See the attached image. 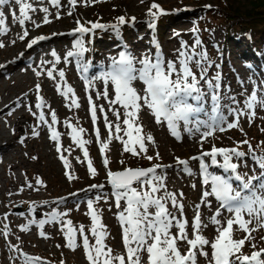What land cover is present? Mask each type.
I'll return each instance as SVG.
<instances>
[{"label":"snow or ice","instance_id":"1","mask_svg":"<svg viewBox=\"0 0 264 264\" xmlns=\"http://www.w3.org/2000/svg\"><path fill=\"white\" fill-rule=\"evenodd\" d=\"M102 0H85L88 3H98ZM8 0H0V8L6 5ZM19 5V17L16 12H12L13 19H18L21 27L26 21H31L30 12H36V8L25 0H15ZM52 6L59 8L60 0H50ZM78 0H68V4L74 9ZM143 3V0H141ZM205 7L210 8L211 5ZM43 12V23L49 24L51 20L49 9L41 7ZM168 13L162 6L153 0L150 4L147 15L151 18L149 26L156 27L159 17ZM68 15H72L69 11ZM56 18L60 15L57 12ZM35 27L41 25L31 21ZM129 22L135 23V17L126 19L124 16L117 18L116 23L106 25L100 22H86L81 24L76 21V28L73 34L78 33L80 38L76 39L73 45L74 50H69L64 57L65 62L69 58H76L77 69L83 74L90 70V62L84 61V54L89 50L84 41V37L93 34L95 30H106L108 28L119 32L121 26ZM5 13L0 10V35L6 34ZM193 32L198 29L193 28ZM179 35V33H176ZM29 36L27 30L19 36L24 40ZM45 36H38L30 40L28 48H32L39 41L45 40ZM15 41H13V44ZM5 45L0 42V48ZM197 49H201L197 51ZM178 55L175 60L165 61L162 56H152L148 53L140 57L135 56L130 50L121 51L118 57H111L106 70L102 68L93 78H87V86L91 87L94 80L102 82V91L97 93V98L108 101L109 109L115 116V121H109L104 107L99 106V111L105 113L103 116L105 127L108 130L107 140L100 139V131L97 128L95 135L100 144V152L103 155L109 148L113 139L123 145V152L130 153L133 157H143L148 161L160 160L159 152L155 156L148 155V144L154 143L151 134L143 132V125L138 123L139 113L142 109L150 110L157 124L165 123L178 141L181 139L179 126L182 122L185 130L192 132L190 124H195V130L200 132L201 145L204 140L214 137L216 131L224 132L226 129L240 128V118L247 117L249 124L256 117L258 108H264V94H261L254 86L250 93L245 89L241 95L244 100L238 101L235 97H230L235 107L228 109V114L234 116V120L229 122L227 117L220 111L221 96L220 75L213 79H206L207 70L210 65H206L208 60L207 52L202 50V42L197 37L192 46L181 41V47L177 50ZM55 58V64L61 62V57L55 51L51 53ZM195 68L199 69V76ZM0 67H4L0 65ZM55 67L47 70L46 75L50 79H55L53 75ZM41 71H36L39 77ZM60 80H64L65 72L59 70ZM200 81L207 84L209 92H205L200 87ZM243 85V81H241ZM255 85V81H253ZM57 92L66 100L70 98L69 107L79 108L80 104L72 87L57 85ZM37 103L35 107L40 109L39 121L48 124L50 138L57 142L56 151H61L59 144L60 133L55 129L58 123L57 113L53 110L50 113L51 123L45 119L43 108L45 102L39 96L40 85H36ZM208 97V100L205 99ZM195 103H190L189 101ZM211 102V113L207 120L197 119L196 116L204 112V104ZM90 105L91 120L93 125L97 123V105L93 103L92 97H88ZM119 106L117 108L116 106ZM122 109V111H121ZM31 111V108H29ZM35 115V113H33ZM11 115V112L9 113ZM123 119L121 121V117ZM66 127L70 129L71 140L83 151L84 161H87L88 172L94 177L97 174L89 152L85 145L90 141L83 139L82 134L85 129L76 127L72 123L65 121ZM226 124V128L223 126ZM243 132V129L240 128ZM264 131V129H262ZM123 133V135H121ZM37 134L38 133H34ZM127 137V139H124ZM247 145L248 151L240 150ZM253 148L249 140L245 139L235 147H216L212 145L209 151H201L199 156L191 157L192 160L199 161L200 175L202 177L201 203L195 206L194 217L189 231V221L184 215L185 207L182 203L183 193L169 191L166 184V175L158 172L159 169L170 167L159 163L151 167H124L120 171H112L108 168L110 161L104 158L103 164L107 170V183L110 185L114 197L115 207L119 209L117 219L121 227V239L123 252L114 253L113 249L106 243L109 233L106 225L102 222L101 211L94 206V200L100 201L106 198L96 195L94 200H87V215L90 217L91 226L87 230L91 235L86 234L84 225L75 226L71 219H64L68 212H59L53 209L45 214L44 219L39 221L32 219L29 225L22 226L20 231L27 232L29 226L36 224L43 229L46 224L59 223L62 225L61 231L66 240V246L75 251L77 247V237L81 238V244L88 264H200L203 258L206 264H264V234L257 237L254 233H264V142ZM251 155L255 163L252 175L241 172L240 161ZM205 157L210 163L205 161ZM221 158V159H218ZM65 169L71 167L68 159L61 154ZM78 162H83L77 157ZM124 162L121 161V164ZM176 164L183 166L182 171L187 175H192L187 160L176 158ZM245 162V167H246ZM210 167L221 169L227 175L216 174L210 171ZM256 168L259 171H256ZM69 181L77 179L74 174L66 172ZM36 183L43 186V182L37 178ZM28 187H33L29 184ZM93 189H102L104 185H91ZM192 187H196L193 185ZM216 202V210L209 217V223L214 226V236L209 239L204 235V229L208 227L200 212L201 204L211 208L212 201ZM54 201L53 203H62ZM44 203H48L45 201ZM35 205H33V210ZM224 212L228 215L225 216ZM7 217H5L6 219ZM175 229V231H173ZM242 236L237 238L236 234ZM3 236L9 235L8 225H4ZM41 237L47 238L44 231H40ZM246 245L252 249L245 252ZM13 252L19 253L22 257V264H45L39 256H32L23 252L18 245H9ZM15 264V260L13 261Z\"/></svg>","mask_w":264,"mask_h":264},{"label":"rangeland","instance_id":"2","mask_svg":"<svg viewBox=\"0 0 264 264\" xmlns=\"http://www.w3.org/2000/svg\"><path fill=\"white\" fill-rule=\"evenodd\" d=\"M84 1L85 0H78L77 6L74 9L68 4V0H60V7L59 8L52 6L55 9V13H53L54 16L52 15L51 20L54 19V21L57 23V25H55L56 29H59L60 31L65 30L67 33H69V32L73 33V30L77 26V24H76L77 20H79L81 22V24H85L86 22H97L98 21V22L106 24V25H112V24L116 23L117 18L120 16H124V17H126V19H130L131 15H134L137 12L142 13V15L145 17H143L141 25L145 29L149 30L148 34H147V38H146L147 41L150 42V45H151L150 48L152 50L151 52H149V54L152 56H156V53H157V55L159 54L160 56H162L165 61L170 60V59L175 60L177 58V55H178V54L177 55L171 54V52H170L171 47L169 44H166V41L168 40L167 38L170 37L168 34H166V32L168 31L167 30L168 29L167 24H169L170 21L175 20V14H181L182 12L192 14V17H193L192 22L189 23L188 25H186V29H190L189 30L190 35L186 34V36L177 37V39L173 41L174 44H172V47L179 49L181 47V41H184L189 46H192L194 44L195 39L197 37H199V39L202 42V50L207 52L208 60L205 63H206V65H210V67H208V70H207L206 79H213V82L215 83L216 81L214 80V77L217 74L220 75V80H219V83H220V89L219 90L220 91L219 92L222 93V95H221V105L222 106H221L220 111L223 115H225L227 117V120L229 122L234 120V116L228 114V109L230 107H235V105L232 104L230 97H234L236 95V96H238L237 97L238 99L236 98V100L242 102L245 97H244V95H241V93L244 92L245 89L247 90V93H250L253 90L254 86L258 89V91L261 94H264V61H263V64L261 63V59H264V52L260 50L261 48H262V50H264V36L259 37L260 45L257 47L259 54L257 56H253L254 53H252L250 51V47H249L250 43L247 40V37H248L247 35H245V36L241 35L239 37L233 36V37L228 38L226 36V33H224L225 30H224L223 25L218 27V28L212 29V26H210L207 23L202 24L201 20H199L201 15L206 14V13H204L206 11L207 12H210V11L211 12H218L220 9L219 7L221 6L219 3V0H155V2L160 4L162 6V8L165 9V11L168 14L159 17V19L156 21V27L154 29L149 26L151 18L147 15V13L145 14L146 8L144 7V10L141 11V8L139 7L140 0H102V2L88 3L87 5ZM145 1L147 3L148 8H149V6L153 2V0H145ZM235 1H238L241 4V6L246 4L245 0H235ZM206 5H211V7L210 8L205 7ZM59 9H62V10H59ZM71 9H73V10H71ZM69 11L72 12V15H68ZM57 12L60 15L59 19L56 18ZM186 16L188 17V15H186ZM171 17H172V20H170ZM131 25H132V23L129 22L128 24L121 26L119 32H116L111 28H108L106 30L97 29V30H95V32L93 34H89V35L85 36L83 39L86 40V42H87L86 47L89 50L87 51L86 56L83 57L84 61L90 62L91 65L95 64V62L93 60L97 61L98 52L102 53V55H104V53H105L104 49L107 47V44L113 45V44H116L118 42V43H123L125 45L131 46L130 43H132L133 36L128 32V29L125 28V27H130ZM197 25H199L201 27H198ZM193 28L198 29V31L193 32L192 31ZM76 37L80 38L79 34H77ZM100 37H101V39L98 41V38H100ZM186 37H187V39L185 41ZM96 38H97L98 42L94 44V41L96 40ZM243 42H244V44H243ZM138 46L139 47L137 48L135 55L136 54L138 55L139 51L141 53V48H140L141 45H138ZM244 47L247 48L246 49L247 55L241 59V57H243V54L241 53V51L244 49ZM107 48L110 49V47H107ZM200 50L201 49H197V51H200ZM244 59H245L246 63H245V61L241 62V60H244ZM98 61H101L103 63H107V60H105L103 56H101ZM56 66H57L56 67L57 70H58V68H59V70H63L64 72L66 71V68L68 70V67H66L67 63L66 64L59 63ZM193 68H194V71H196L197 75L199 76L200 70L196 69L194 65H193ZM234 70H235V75L238 73L236 76L239 78L238 80H239L240 85H237V81L235 79H232L231 77H229V72H233ZM78 72L80 75H78ZM78 72H77V74H75L73 71H71L70 73H72V75L65 77L64 80H62L60 82L61 86L72 87L75 94H76L77 99L79 98L78 100L83 104H86L85 102H87L88 97L92 95L91 96L92 101L94 100L93 103H98V104L100 103V105H101L102 104L101 102L104 101L105 99L99 98V100H98V98H96L98 91H100V90L102 91V88H103L101 81L95 80L93 82V84L91 85V87H88L87 92H85L82 89V83H81L82 78H84V77L93 78L97 75L96 73H94L95 71L93 70V68H92V70H89L90 73L93 72V74L91 76H90L89 72L87 74H83L80 71H78ZM97 72L99 73V71H97ZM77 75H78V77H77ZM73 80H74V82H73ZM241 81H243V85L241 84ZM253 81H255V85L253 84ZM200 82H201L200 83L201 85L203 84L202 87H205L204 88L205 92H209L210 90L208 89L207 84H205L204 81H200ZM26 87H28V86H26ZM28 88H32V86H29ZM229 89L233 90L231 92V94L229 93ZM42 90L43 91H41V89H40V91H39L40 95L42 94V96H46V95H43L44 92L46 91V88H42ZM41 92H43V93H41ZM34 93H35V95H37V91L34 90ZM46 94L50 95L48 93V91ZM46 99H47V102H49L48 96L46 97ZM205 99L208 100V97H205ZM95 101H97V102H95ZM57 103H58V101H57ZM67 104H68L67 100L64 97H60L58 106L52 107L53 110L57 113V116L59 115V118H61L59 120L61 122L68 120V122L72 123L76 127L84 128L86 126L84 128L86 133L84 132L82 134L83 139L86 140L87 138H89L90 140L94 141V135L91 134V130H90V132L88 130L89 124L86 121V119H88L86 117V115L76 112V109L74 110L73 107H71L72 109L71 108L67 109V106L69 105V104L68 105ZM205 104H204V106H205ZM210 105H211V102L209 100V106L207 107L209 111H211ZM116 107L119 108L118 105ZM258 109L256 112V117L253 119L251 124H249L247 117H241L240 118V122H239L240 128L243 129V132L240 131V128L226 129L224 132L216 131L215 136L209 137L207 140H204L202 145L200 143L201 135H199L196 140L193 137H191L190 139L187 137L185 138L184 135L186 133V130H185V128H182L180 125L179 131H180L181 139L178 141L174 136H172V134L169 131H167V129L165 128L164 125H162L161 123L157 124L155 122V119L152 116L150 110H148L147 108H144L139 113V120L140 121H138V123H140V124L142 123L143 132L145 134H151L153 137L155 135V138L157 140H159V139L161 140L160 142H158L155 139L156 144L154 142V144H148L147 145L148 155L155 156L156 153L159 152L160 157H161L160 160L162 161V163L166 162V164L169 165L170 167L174 166L176 168L175 171L170 170L169 173H170V176H172V177H170V180H166V182H167L166 184H167V188L169 191H173L176 193H181V192L183 193L182 203L184 204V207H185L184 215L189 221V228H191V222H192L193 217H194V210H195L194 208L197 204H200V202H201V199H199V197H200L201 191H202V185L200 182V177H201L200 171L199 172L197 171L196 174L193 172L195 170L194 165H193L194 160H192L191 157L199 156L201 151H209L212 145H215L216 147H225V148L235 147L237 145V143H239L245 139L249 140L250 143L252 144L253 148L257 149V154H260V149L257 148V145L260 144L261 142H264V131H262V129H264V108H258ZM121 111H122V109H121ZM144 115H146L147 120L149 119L148 121H150V127L149 128H146V122L143 119L145 117ZM202 116L203 115L198 114L196 116V118L200 119V120H203V119L207 120L209 114L205 118L204 117L202 118ZM101 117L102 116L100 115L99 118H101ZM99 118H98L96 124L98 126V129L100 128L99 129L100 138L102 140L106 141L108 138V130L105 129L106 128L105 124H103L101 122V119H99ZM122 119H123V116L121 117V121H122ZM151 119L153 122L151 121ZM33 120L34 119H32V118L29 119L28 124L30 125L31 121H33ZM111 120L115 121V119L114 120L109 119V121H111ZM83 124H85V125H83ZM195 126L196 125L194 123L188 125V127H191V128H193ZM223 126L226 128V124ZM101 129H103V130H101ZM150 129L152 130V132ZM155 129H157V130H155ZM29 132L31 133L32 131L30 130ZM121 135H123V133H121ZM159 137H162V138H159ZM124 139H127V137H124ZM113 140L110 143L111 145H114V148L112 147V149L114 151L109 152L111 154H109L107 152V154L102 155L101 152L99 151V147L97 145H95L96 143L92 144L93 143L92 142L91 143L92 145H88V146L85 145V147L87 146L86 148L89 152V158L91 159L92 164L95 163L94 168L97 169L96 171L98 172V174L93 179L91 177H89L90 173H88V168L86 167L87 162L84 161L83 163L85 166L84 165L83 166L85 167L86 170L84 171V173L82 175H85V177L83 176L84 179L82 178V180H81V182H79V184H74L73 180H72V182H68V180H64V178H62V170H59L58 168H56V165H51V164L48 165V163H50L49 158H47V156L45 154V152H46L45 147H43V145L41 144V141H39V139L37 141L33 142V141H30V138H29L28 142L26 141V143L23 145L22 148H24V147L26 148L24 150L26 153H28V152L30 154L35 153L36 157L39 156L38 157L40 160L39 167L36 168L37 170L30 168L31 171L29 172V174L31 176L36 175V178L40 179L43 182L44 186H47V192H46V194H43L42 197L43 196L44 197H53V196L56 197V196H58L59 198L63 199L68 194H69L68 197H71L70 193L75 192V191L77 192L80 189H83L84 187H86V189H90L91 188L90 186L94 185V184L95 185H104L105 188H103L101 191L106 192V194L102 195V197L106 198V202H105V199L102 198L99 202H97L95 207L97 209L99 208L98 210H101L102 222L104 225H106L107 231H109L108 233H109L110 238L109 237L107 238L106 243L109 246H111L112 248L115 247L116 249L118 248V250L120 249L119 251L121 253L122 249H123V246L121 244L122 242L120 240V238H121V227H117V225H116L117 222H119L117 219V214L119 212V209H116L115 207L112 206V202H113V197H111L112 196L111 195L112 189H111L110 185H108V183H107V170L108 169H105L104 164H103V160L105 157H107V159H109L110 163H109L108 168L110 170L113 169L112 171H120L124 167L147 168V166L151 167L153 164L159 163V160L157 161L154 159L153 161L150 162L147 159L143 158L142 156L141 157H133L131 154L123 152V145L119 141L117 142V140H115V139H113ZM155 148H157L158 150H155ZM169 148H170V150H169ZM109 149H110V147H109ZM240 150L247 152L248 151L247 145L242 146ZM82 156H83V151H82ZM177 157H179L180 159H183V160H187L189 162V167L193 173L192 175H188V176L185 175L186 173H184L182 171L183 166L176 164V158ZM218 159H221V158H218ZM121 161H123L124 163L121 164ZM205 161L208 162L207 157H205ZM245 162L247 165L246 167H245ZM240 163H241V167H243V168H240L239 170L241 172H247L249 175H252V170H253V168H255V163L251 159V155H248L245 158H243L242 161H240ZM159 164H161V163H159ZM256 171L258 172L259 169L256 168ZM1 172L2 171L0 168V173ZM16 172H17L16 174H19L18 171H16ZM158 172H159V170H158ZM214 172L216 174L224 175V173L219 172L218 170H216ZM53 173L56 174V176ZM172 180L173 181L175 180V181L173 182ZM66 182H67V184H66ZM73 185H74V187H73ZM193 185H196V187L195 188L192 187ZM171 188H174V189H171ZM74 189H75V191H74ZM51 194L53 196H51ZM65 201L68 202V203H66V209H67L66 211L68 212V216L65 218L68 219L70 217L69 219H71L73 221L74 225L76 222L75 226L84 225L85 230H86V234H88L90 236L89 238L92 239L90 233H88V231H87V229H89L91 226V220H90L89 216L87 215L88 209L86 210V208H82V207L80 209L78 208L79 210L75 209L74 197L70 198L69 200H65ZM213 202H215V201H213ZM28 203L29 202L26 203V202H22V201H16L14 203L9 204L5 201L4 197L0 195V212L4 211V213H6L8 216H10V215L16 216V215L21 214L22 211L27 208ZM215 206H217L216 202H215ZM68 209H69V211H68ZM215 209H216V207L214 209H212L211 211L210 210L205 211V213H203V214L201 212L204 222L206 224H208V227L206 229H204V235L209 239H211L214 236L211 234L212 231H211V228L209 227L211 225L209 223V217L215 212ZM70 210H72V211H70ZM224 215L227 216L228 213L224 212ZM79 216H80V218H79ZM72 217H74V218H72ZM5 224H7V223L4 222L3 225L0 224V264H13L14 260H15V264H22V262H21L22 257L19 256V253L13 252L8 245H18V244H22V243H24V244H27V243L23 239V236L17 237L15 235V233L12 232L14 230L13 229L14 226L12 227L9 224H7L9 235L7 236V238H5L2 234L4 231V225ZM43 230L46 231L47 233L51 232L54 237L59 234L58 228L55 227L54 223L45 225L44 228L42 229V231ZM173 231H175V229ZM62 234H63V232H62ZM213 234H215V233L213 232ZM262 234H264V233H254L253 235H255L257 237V241H259V236ZM236 236H237V238H239L240 236H242V234L238 233V234H236ZM63 237H64V235H63ZM2 238L5 240L6 244L4 242H2ZM64 238L59 237L55 242H53L51 240L47 241L46 243L49 246H51V248L48 246V249L43 248L44 246H46L45 245L46 243L41 242V240H38V241L36 240L37 242L35 240H33L32 243L28 244V245H30V247L27 249L26 248L27 246H26L24 249H25V251H27L26 252L27 254L32 255V256H39L42 258L43 261L50 262L53 264H88V261L86 260V257L84 254L83 247L81 246L82 245L81 244V238L79 236L77 237L78 246H77L75 251H73V250L70 251V249L65 245L66 241L63 242ZM17 239H19V240L17 241ZM56 249H57V251H56ZM77 249H78V251H80V254H77ZM251 250L252 249L250 248V246L246 245L245 252H250ZM28 251H29V253H28ZM200 264H206V261H204V259L201 258Z\"/></svg>","mask_w":264,"mask_h":264},{"label":"bare ground","instance_id":"3","mask_svg":"<svg viewBox=\"0 0 264 264\" xmlns=\"http://www.w3.org/2000/svg\"><path fill=\"white\" fill-rule=\"evenodd\" d=\"M25 2L31 3L37 9L36 12H30L29 15L31 17V21H35L36 23H39L41 25L39 28L35 27V24H33L31 21H26L25 25L23 27H21L20 24L18 23V19H13V17H12L13 11H15L17 17H19V5H17L15 3V0H8V3L4 6H2V8H0V10L4 11V13H5L6 25L8 27L7 33L0 35V42H2L5 45V47L0 48V65L4 66V67H0V168L2 171L0 173V195L3 196L5 201L9 204L14 203L16 201H22V202H26V203L29 202V203H28L27 208L25 210H23L21 214L16 215V216H11V215L8 216L6 213H4V211H1L0 212V224L3 225V223L5 222L12 227L14 226L13 227L14 230L12 232L15 233V235L17 237L23 236V239L25 240V242L27 244L22 243V244H18V246L23 252L26 253L27 251H25L24 248L27 246L26 248L28 249L30 247V245H28V244L32 243L33 240H35V241L41 240V242H44V243H46L47 241H50V240L55 242L59 237L64 238L63 237L64 234H62V231H61L62 225L59 223H54L55 227L58 228V231H59V234L56 235L55 237L53 236V234L51 232L47 233L46 231L43 230L45 232L47 238L41 237L39 235V233H40V231H42V229H40L36 224L30 225L29 230L27 232L20 231V228L22 226L29 225V221L32 219H35L37 221H39L40 219H44L45 214L50 213L53 209H56L59 212H65L67 210L66 209V203H68L65 200H69L72 197H74L75 209L79 210L82 207V208H86V210H87V200L88 199L94 200L96 195L102 196V195L106 194V192L101 191L103 188L96 190L93 188L86 189V187H84L83 189H80L77 192L74 189L75 192L70 193L71 197H68L69 196V194H68L63 199L59 198L58 196L55 197L52 194H51V196H53V197H44V196L42 197V195L46 194V192H47V186H44V184H43V186L37 184L36 183V180H37L36 175L31 176L29 174V172L31 171L30 168L37 170L36 168L39 167V162H40V160L38 158L39 156L36 157L35 153H31V154L29 152L26 153L24 151L26 148L25 147L22 148L23 145L26 143V141L28 142L29 138H30V141H33V142L37 141L38 139H39V141H41V144L43 145V147H45V150H46L45 154H46L47 158H49V161H50V163H48V165H50V164L56 165V168H58L59 170H62V178H64V180H68V182H72V180L69 181V179L66 175V172H68V173L74 174L77 177V179H73V181H74L73 183L79 184V182H81L82 178L84 179V177H85V175H82V174L84 173V171L86 169H85V167H84L85 165L83 163L84 158L82 156V149H80L76 144H74L72 142L71 135H70L71 130L66 127V125L64 123L65 121L61 122L59 120V119H61V118H59V115L57 116L58 123L54 127L61 134L60 140H59V144L61 146V151L59 153L56 151L57 142L53 141L50 138V130H49L48 124H45V123L39 121V119H38L39 112L41 110L37 109L35 107V105L38 101H37V95H35V93H34V90L36 91V85L37 84L40 85L41 91H43L42 88H46V91L43 94L46 96H42V94L40 95V93H39V95H40V97L43 98V100L45 102V107L43 108V111L45 113V119L49 123H51L50 113H51V111H53L52 107L58 106L59 98L62 97L61 95H59V93L56 90L57 85L58 84L61 85L60 82L62 80H60V78H59V75H58L59 68H58V70L56 69L57 64L54 63L55 58L51 55V53L53 51H55L57 53V55H59L61 57V62H60L61 64L67 63L66 67H68V70L65 67L66 68L65 77L71 76L72 75V73H70L71 71H73L75 74H77L78 69H77L76 58L75 57L69 58V62H65L64 57L66 56V53L69 50H73V45H74L75 39H78V37H76L77 36L76 34L73 35L71 33L70 34L67 33L65 30L60 31L59 29H56L55 25H57V23L54 21V19L51 20L53 13H55V9L52 7L50 0H25ZM41 7H47L49 9V13H51V15L49 16V19L51 20V23H49V24L43 23V16L45 14L43 12L39 11V9ZM139 7L141 8V11H143L144 7H145L146 8L145 14L147 13L148 6H147V3L145 0H143V3H141V0H140ZM59 10H62V9H59ZM71 10H73V9H71ZM186 15H188V17ZM131 17H135V23L134 24L132 23V25L130 27H125L126 29H128V32L133 36L132 43H130L131 46L125 45L123 43H118V42L116 44H113L111 49H108L107 48L108 46L107 47L105 46L106 48L104 49L105 50L104 55H102V53L98 52L99 53L98 59L95 62V65L93 66V70H95L94 73L98 74L97 71L100 72V70L102 68H104L106 70L107 65L110 62V58L111 57H118V54L121 51L130 50L135 55L137 48L139 47L138 45H141V47H140L141 53L139 51V54L135 55L137 57H140L144 53L149 54V52L152 51L150 48V46H151L150 42H148L146 39L149 30L145 29L141 25L142 19L145 16H143L142 13L137 12L134 15H131ZM192 18H193L192 14L185 13V12H182L181 14H175V20H172V17H171L170 20H172V21H170V23L167 24L168 27L166 26L168 28L167 29L168 31L166 32V34H168L170 36L167 38L168 40L166 41V44L170 45L171 49L170 48L169 49H170L171 54H173V55L178 54V52H177L178 49H176L175 47H172V44H174L173 41L176 40L177 37H179V36H186V34L190 35V31H189L190 29H186V25H188L189 23L192 22ZM24 30H27L29 32V36L22 41L19 39V36L23 34ZM176 33H179V35H176ZM38 36H45L46 39L43 41H39L32 48H28L27 44L30 42V40L33 38H36ZM100 39H101V37L98 38V41ZM186 39H187V37L185 38V41H186ZM13 41H15L14 44H13ZM84 41H85V45H86L87 42H86V40H84ZM98 41L96 38V40L94 41V44L97 43ZM156 55H157V53H156ZM101 56H103L104 59L107 60V63H103L101 61H98ZM53 65L55 67V71H53V75L56 78L50 79L47 77L46 72H47V70H52ZM36 71H41L42 74L38 77L36 75ZM92 74H93V72L90 73V76ZM78 75H80L79 72H78ZM78 75H77V77H78ZM236 75H235V70L233 72H229V77H231L232 79H235L237 81V85H240L239 80H238L239 78ZM73 82H74V80H73ZM25 85L28 87L32 86V88H28ZM202 86H203V84L202 85L200 84V87L202 89H204L205 87H202ZM47 91L51 96L46 94ZM204 91H205V89H204ZM232 91L233 90L229 89L230 94ZM41 93H43V92H41ZM219 94H220V96L222 95V93H220V92H219ZM47 96L49 98L48 100L50 103L47 102V99H46ZM234 97L237 98L238 96L235 95ZM68 100H67V103L70 104V98ZM57 101H58V103H57ZM78 102L80 104V107L79 108L73 107V109L74 110L76 109V112H78V113H82V114L86 115V117L88 118V119H86V121L89 124L88 130H89V132L91 130V134L94 135V141L90 140L89 138L86 137L87 138L86 140L90 141V143L87 144V146L96 143L95 145H97L99 147V151H100V144L97 143V139H96V135H95V130L98 128V126H97V124L93 125V123H92L89 102H88V100H87V102H85L86 104L81 103L79 100H78ZM95 102H97V101H95ZM189 102L192 103L193 101L190 100ZM101 103H102L101 105L105 109V113L107 114L108 119H113V120L116 119L115 116L113 115V113L111 111H108V109H109L108 101L104 100ZM95 104L97 105V120L101 115L102 117L99 119H101V122L103 124H105L104 119H103V116L105 113H101L99 111V106H101L100 103L99 104L95 103ZM29 108H31V111H29ZM68 108H71V107L67 106V109ZM10 112H11V115H9ZM209 112L210 111L208 110V108L207 109L205 108L204 112H202L200 114L203 115L202 118L203 117L205 118L209 114ZM33 113H35V115ZM144 116L145 117L143 119L146 122V128H149L150 127V121H148L149 119L147 120L146 115H144ZM31 118L34 120L31 121L32 124L30 123V125H29L28 121ZM66 121H68V120H66ZM151 121H152V119H151ZM83 125H85V124H83ZM180 125L182 128H185V126L183 125L182 122L180 123ZM195 128H196V126L192 128L193 129L192 132L186 131L184 137L185 138L187 137L189 139L191 137H193L196 140L198 138V136L201 135V132L205 130V129L201 128L200 132H197L195 130ZM30 130L32 131L31 133L29 132ZM101 130H103V129H101ZM155 130H157V129H155ZM151 132H152V130H151ZM34 133H38V135L34 134ZM153 138H154V142H155V139H156L155 135ZM159 138H162V137H159ZM157 141L160 142L161 140L159 139ZM155 144H156V142H155ZM109 147H110V149L108 148L109 150L107 149L104 154H107V152L109 153L110 151L111 152L114 151L112 149V147L114 148V145L110 144ZM155 150H158V149L155 148ZM169 150H170V148H169ZM61 154H63L68 159V161L71 165L70 168L65 169L63 161L60 159ZM109 154H111V153H109ZM128 154H130V153H128ZM77 157H79L80 160L83 162L82 163L78 162ZM159 163H161V165H167L166 162L162 163L161 160H159ZM208 163H210L209 159H208ZM94 164H93V166H94ZM193 165L195 168V170L193 172L196 174L197 171L198 172L200 171L199 161L194 160ZM240 168H243V167H240ZM170 170L175 171L176 168L174 166L173 167H166V168L159 169V172H162L166 175V180H170V177H172V176H170V173H169ZM209 170H211L213 172L218 170L219 172L224 173L221 169L215 168V167H210ZM16 171H18L19 174H16L17 173ZM97 174H98V172H97ZM54 175L56 176V174H54ZM96 175L93 177L90 174L89 177H91L93 179L96 177ZM185 175H187V174H185ZM224 175H227V173H224ZM29 184H32L33 187H31V188L28 187ZM66 184H67V182H66ZM73 187H74V185H73ZM171 189H174V188H171ZM200 198H201V195H200L199 199ZM61 200L63 201L62 203H59V204L53 203L54 201H61ZM45 201H47L48 203H44ZM213 201H215V200H213ZM213 201H212V207L211 208L201 204L200 212H202V214H203V213H205V211H209V210L211 211L212 209L217 207V206H215V202H213ZM96 204H97V202L94 200V206ZM33 205H35L34 210H33ZM68 211H69V209H68ZM70 211H72V210H70ZM5 217H7V218L5 219ZM72 218H74V217H72ZM79 218H80V216H79ZM64 219H66V218L64 217ZM49 224H53V223H49ZM46 225H48V224H46ZM75 225H76V222H75ZM116 225H117V227H120L119 222H117ZM209 227L211 228V231H212L211 234L214 235L213 234L214 226L210 225ZM190 229L191 228H189V231H191ZM18 240L19 239H17V241ZM120 240L122 242L121 238H120ZM64 241H66L65 238L63 239V242ZM2 242H4L6 244V242L3 238H2ZM45 245L46 246H44L43 248L48 249L49 245L47 243ZM77 246H78V244H77ZM49 247L51 248V246H49ZM112 249H113L114 253H120V251H119L120 249L118 250V248L116 249L115 247ZM56 251H57V249H56ZM70 251H71V249H70ZM122 252H123V249H122ZM28 253H29V251H28ZM77 254H80V251H78V249H77ZM21 262H22V260H21ZM45 264H53V263L45 262Z\"/></svg>","mask_w":264,"mask_h":264},{"label":"trees","instance_id":"4","mask_svg":"<svg viewBox=\"0 0 264 264\" xmlns=\"http://www.w3.org/2000/svg\"><path fill=\"white\" fill-rule=\"evenodd\" d=\"M245 1L246 4L241 6L235 0H219V11L204 12L201 22L212 29L223 25L228 38L243 33L249 35L252 49L258 52L259 37L264 36V0ZM260 50L264 52L262 48Z\"/></svg>","mask_w":264,"mask_h":264}]
</instances>
